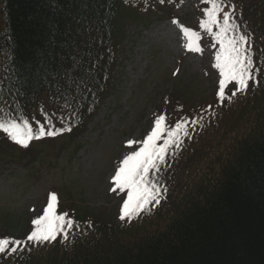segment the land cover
<instances>
[{
	"label": "trees",
	"instance_id": "trees-1",
	"mask_svg": "<svg viewBox=\"0 0 264 264\" xmlns=\"http://www.w3.org/2000/svg\"><path fill=\"white\" fill-rule=\"evenodd\" d=\"M182 1L0 0V119L71 128L27 148L0 131L2 150L18 157L35 144L80 139L114 89L124 19ZM219 2L220 23L234 13L247 38L252 77L243 91L230 84L223 99L215 89L210 107L188 113L176 92L157 113L166 127L184 124L180 143L150 172L164 190L160 203L118 223L64 209L73 221L67 239L3 236L23 243L0 253V264H264V0ZM200 3L208 19L212 4Z\"/></svg>",
	"mask_w": 264,
	"mask_h": 264
},
{
	"label": "rangeland",
	"instance_id": "rangeland-1",
	"mask_svg": "<svg viewBox=\"0 0 264 264\" xmlns=\"http://www.w3.org/2000/svg\"><path fill=\"white\" fill-rule=\"evenodd\" d=\"M150 9L138 10L140 21L124 19L114 89L80 139L35 144L18 157L0 145V238L30 235L49 202L56 215L66 217L68 208L74 217L120 222L127 196L114 192L112 181L134 150L128 142H137L135 150L142 146L176 92L180 109L188 113L216 101L217 30L201 27L207 19L200 0L156 2Z\"/></svg>",
	"mask_w": 264,
	"mask_h": 264
},
{
	"label": "snow or ice",
	"instance_id": "snow-or-ice-1",
	"mask_svg": "<svg viewBox=\"0 0 264 264\" xmlns=\"http://www.w3.org/2000/svg\"><path fill=\"white\" fill-rule=\"evenodd\" d=\"M208 2L212 4V9L206 13L208 19L201 27L208 32H212L213 27L219 29L213 35L220 45V50L215 57V67L219 70L218 96L223 99L226 89L232 83L240 91L248 88L252 77V60L249 59L247 49L243 47L246 43V36L237 35L238 25L233 21L234 13H225L221 24L218 14L223 4L219 0H208ZM186 35L191 34L186 33ZM189 48L191 49V43ZM231 94L235 95L234 92ZM164 120V116L155 120L150 133L140 141L142 146L138 150H135L137 142H128V147L134 150L122 161L112 181L115 186L113 191L125 193L127 196L123 202L122 220L125 217L138 215L147 210L149 205L154 202L159 204L161 201L164 190L150 177V172L160 170L169 147L180 143L179 133L184 127L182 121L176 123L174 129L166 127ZM0 131L5 133L12 142L27 148L30 141L54 137L65 131H71V128L55 127L50 118L33 127L27 120L18 123L8 116L0 119ZM185 135H187L186 132ZM161 141L163 146H161ZM56 200V195L52 194L51 201ZM34 224L36 228L27 240L36 244L54 242L61 233L64 239H67L66 229L70 230L73 227V221L66 220L63 215L55 214L54 205L51 202L48 203L43 216L35 220ZM22 243L20 240L0 239V253L6 252L9 247L12 252H16Z\"/></svg>",
	"mask_w": 264,
	"mask_h": 264
}]
</instances>
